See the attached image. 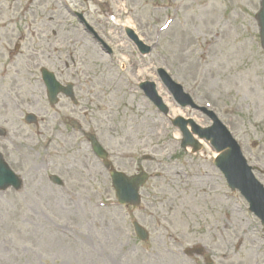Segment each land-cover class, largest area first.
<instances>
[{
    "label": "rangeland",
    "instance_id": "374dc122",
    "mask_svg": "<svg viewBox=\"0 0 264 264\" xmlns=\"http://www.w3.org/2000/svg\"><path fill=\"white\" fill-rule=\"evenodd\" d=\"M30 4L0 0V151L24 181L19 192H0V264H264L259 220L228 188L209 145L196 154L181 148L171 124L179 109L155 77L164 68L215 110L264 184L260 0ZM73 12L85 15L112 56ZM126 29L153 47L150 56L138 53ZM42 68L74 84L78 107L63 97L50 107ZM144 80L157 82L170 116L144 97ZM27 114L38 124L27 125ZM71 121L97 136L115 169L161 175L142 189L139 208L117 204L109 173ZM135 221L149 241L136 238ZM196 247L203 257L185 255Z\"/></svg>",
    "mask_w": 264,
    "mask_h": 264
},
{
    "label": "water",
    "instance_id": "95a60500",
    "mask_svg": "<svg viewBox=\"0 0 264 264\" xmlns=\"http://www.w3.org/2000/svg\"><path fill=\"white\" fill-rule=\"evenodd\" d=\"M256 19L259 23L262 48L264 49V0H261V10ZM89 29L92 31L90 27ZM128 35L132 41L135 42L142 53H147L151 50L139 41L138 37L132 31H128ZM160 73L164 84L169 88L178 101H180L181 98H187L189 100V96L183 93L182 88L179 85H176L165 71L161 70ZM42 75L47 88L49 102L52 106H55L58 103V95L61 93L73 99L74 95L72 85H68L67 87L62 86L56 80L54 74L45 69L42 70ZM144 86H146V84L142 87ZM150 87L151 88L147 89L148 96L161 112L167 114L168 109L163 105L162 100L157 96L155 85L152 84ZM26 122L28 124L36 123L37 118L35 115L29 114L26 116ZM173 124L177 127L181 126L180 121L178 120L174 121ZM181 128L184 132L182 147L186 149L188 146H191L193 147L194 152L201 150V145L187 130H185V127L181 126ZM193 132L199 135L200 138H205L206 140L211 141V144L218 151L226 149L225 153L216 161V165L224 172L232 190L235 191L236 189H239L242 192L251 204V210L259 216L264 223V188L255 180L252 174V169L248 167L239 146L232 139L225 127L219 122H217L213 128L207 130L194 125ZM89 139L92 142L97 156L106 159L107 154L99 146L95 139L91 136H89ZM111 177L119 203L121 205L139 206L141 203L139 192L149 180V175L143 172L133 177H128L123 173L112 171ZM52 181L59 185L62 184L56 177H53ZM22 186L23 181L8 168L3 156L0 154V191H5L10 187H13L15 190H21ZM134 229L136 235L141 240H148L147 232L138 223H134ZM187 254L202 256L203 249L196 247L193 250H188Z\"/></svg>",
    "mask_w": 264,
    "mask_h": 264
},
{
    "label": "flooded vegetation",
    "instance_id": "af4514ba",
    "mask_svg": "<svg viewBox=\"0 0 264 264\" xmlns=\"http://www.w3.org/2000/svg\"><path fill=\"white\" fill-rule=\"evenodd\" d=\"M191 115H192V113H191ZM185 118L186 119H194L195 115H193V116L186 115ZM76 131L79 132L80 134H85V131L82 129L81 125H79V124L77 125Z\"/></svg>",
    "mask_w": 264,
    "mask_h": 264
},
{
    "label": "bare ground",
    "instance_id": "6f19581e",
    "mask_svg": "<svg viewBox=\"0 0 264 264\" xmlns=\"http://www.w3.org/2000/svg\"><path fill=\"white\" fill-rule=\"evenodd\" d=\"M30 8L29 9H31V8H33L32 6H35L37 3H39V5H40V0H30ZM30 10H28V12H29ZM243 240H244V237L242 238ZM243 243V241L242 242H240V244H242ZM226 258L227 259H231V256H226Z\"/></svg>",
    "mask_w": 264,
    "mask_h": 264
}]
</instances>
